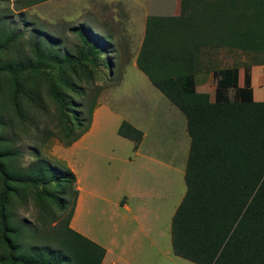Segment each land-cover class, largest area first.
Wrapping results in <instances>:
<instances>
[{
  "label": "trees",
  "instance_id": "1",
  "mask_svg": "<svg viewBox=\"0 0 264 264\" xmlns=\"http://www.w3.org/2000/svg\"><path fill=\"white\" fill-rule=\"evenodd\" d=\"M47 1L21 0L16 10ZM179 6L178 16L146 18L135 61L183 114L190 139L185 193L171 220L172 253L193 264H264V101L253 99L250 72L264 59L242 66V83L239 67L213 69L214 101L196 91V76L207 69L202 48L264 57V0H180ZM192 25L202 27L200 43L188 32ZM71 31L78 39L72 52L34 34L26 42L28 57L0 61V75L10 85L4 100L0 96V264H101L105 256L101 246L70 227L75 174L64 163L42 158L33 145L25 166L19 148L22 136L39 139V145L56 138L70 146L91 125L101 88L91 93L80 82L93 87L102 69L113 74V45L88 26ZM22 40L15 27L0 21V52ZM43 91L54 108L44 128ZM117 135L134 150L143 137L124 121ZM29 201L36 222L24 225L16 210Z\"/></svg>",
  "mask_w": 264,
  "mask_h": 264
},
{
  "label": "rangeland",
  "instance_id": "2",
  "mask_svg": "<svg viewBox=\"0 0 264 264\" xmlns=\"http://www.w3.org/2000/svg\"><path fill=\"white\" fill-rule=\"evenodd\" d=\"M21 0L0 1V21L6 22L9 27H15L17 32L23 35L20 43L10 45L6 50L0 52L1 62H13L29 55L26 42L33 34L32 30L39 29L41 35L48 37V42H53L58 49L63 52H72L78 45V39L71 31V28L85 25L90 27L95 33L101 36H110V43L113 45L112 58L114 59L113 74L107 69H102V75L94 80L93 87L80 82V86L87 87L88 92H94L96 87L101 91L96 97V106L92 113V119L98 107H106L108 112H102L99 117V129L92 134V137L99 140L94 141L92 150L89 153L83 151L84 158H96L100 164H104L103 159L122 158L135 159L132 151V143L117 135V128L121 122H127L133 127L142 130L146 134V146H153L151 141L160 152L152 155L158 156L166 164L175 167L173 173L167 175V170L161 171L165 179L164 186L161 184L160 203L161 208L158 214V237L155 239L151 235L148 240H144L137 251L122 253L123 262L117 264H193L189 261L175 257L171 247V220L175 209L180 203L185 193L184 169L188 156L189 136L186 130V121L183 114L173 106L156 88H154L147 77L134 65L145 28L147 17L174 16L175 3L177 0H50L21 11L16 7ZM177 7V5H176ZM202 27L190 26L188 32L196 37L198 43L203 37ZM186 32V31H185ZM130 35V38L129 37ZM219 47V46H218ZM210 47H206L208 49ZM226 47L223 48V50ZM216 54L210 56L205 66L211 69H223L239 67L240 83H242V66L251 65L253 61L263 60L262 55H255L243 51L228 49L224 53L214 50ZM106 58V57H105ZM204 60V58H203ZM263 69L264 65H260ZM260 72L255 71L258 78L253 84L254 101H264V91L256 84L259 83ZM209 96L213 98L215 88V78L209 74ZM259 79V80H258ZM261 82H264V78ZM10 93V85L4 76L0 75V96L2 100ZM233 91L230 92V95ZM82 101V99H80ZM4 102V101H3ZM5 103V102H4ZM41 107L45 109L44 114H40L39 122L42 128L51 125L48 119L54 110L51 102L44 91L41 93ZM92 122V120H91ZM36 139V138H35ZM30 139V142L23 136L19 148L25 153L23 157L24 165L32 161L29 155L30 145L38 147L41 157L52 164L63 163L64 152L68 146L56 138H49L43 145H39V139ZM76 142V141H75ZM99 151L102 155L97 156L94 152ZM78 155L76 156L77 160ZM113 158L110 169H105L99 182L108 184L115 181L119 174L120 163ZM166 176V177H165ZM91 180V179H89ZM108 189L109 187H102ZM97 196L84 197L86 201V211L81 214L78 220V228L84 230L93 240H97L100 245H109L110 240H115L117 246L121 247L131 235L130 224H117L115 229L116 214L112 213L108 207L101 211L106 205L99 197L105 195L96 189ZM20 205L16 210V216L20 222L25 224H35L36 210L29 201ZM98 204V206H97ZM126 222H131L126 220ZM87 238V237H86ZM90 240V239H89ZM92 241V240H91ZM95 243V242H94ZM152 243H154L152 245ZM97 244V243H96ZM119 253V252H116Z\"/></svg>",
  "mask_w": 264,
  "mask_h": 264
},
{
  "label": "crops",
  "instance_id": "3",
  "mask_svg": "<svg viewBox=\"0 0 264 264\" xmlns=\"http://www.w3.org/2000/svg\"><path fill=\"white\" fill-rule=\"evenodd\" d=\"M179 1L180 0H177V4L175 3L174 16H178L180 14ZM199 7H201V4ZM107 37L110 36L108 35ZM143 37L144 33L142 40ZM128 38L131 39L130 35ZM109 39L111 40V37ZM223 48V46H214L213 48L210 47L208 49H206V47L202 48L200 54L201 61L206 63L210 56L212 57V55L216 54V51H214L215 49L220 50L219 53H224V51H228L229 49L225 48L226 50H223ZM134 65L136 66V63ZM255 71H258L260 72L259 74H261V80L258 79L259 83L256 85L264 91V82H261L264 78L263 69L261 66L254 65L250 70L251 88L254 100L256 99L253 84L255 82V78H258ZM209 74H213V71L211 67L207 66V69L202 70L196 76V91L198 93H206L209 95V77H207ZM209 98L210 101H214V96L213 98L209 96ZM97 109L98 110L95 111L93 115L88 131L76 142L68 146L67 151L64 152L63 156V163L76 176V189L78 191L77 201L70 220V227L74 231L97 243V245L101 246L105 250V256L101 264H117L119 262H123V259L120 260V257L123 256L122 253L125 252L127 254L137 251V249L141 247L143 241L148 240L151 235H153L155 239L158 237V216L156 214L159 213L161 208V184L164 186L165 182V179L160 177H164V174L162 173L161 175L160 173L161 171L164 172L166 169L167 175L168 173L171 174L175 170V167L166 164L158 156H152L156 155L155 153L160 152V149L155 146V142L153 140L151 141L153 146H146V134L140 130L143 133V137L136 150H134V144L130 141L132 143V151L135 154V159L131 160L125 157H113L120 163L119 174L115 178V181L111 184H108L106 182L108 180L106 179H104V182L102 183L99 182V177L104 175L103 171L111 168L113 161L112 156L107 159H103V154H100L99 151L94 152L97 156H100L103 159L104 164H100L96 158H84L82 155L83 151H87L88 153L93 151L92 145L94 141L99 140L98 138L92 137V134L96 131V129L100 128L98 121L99 115L102 112L108 111L104 106H100ZM77 155L78 158L75 160ZM102 187L109 188L104 189ZM96 189H99L105 195L112 197L111 199H108L103 196L99 197L98 200H102L106 204L102 206L101 211H104V209L106 210L109 207L112 213L120 216L115 218L116 222L114 231L116 230L117 232V224L126 223L133 225V227H131L129 240H126L121 247L117 246V242L114 239L109 241L108 246L100 245L97 240H93V238L87 236L88 234L84 232V230L78 228V220L81 217V214L86 211V201H84V197L90 195L92 197L97 196L95 194ZM126 220H130L131 222H126ZM153 244L154 243H152V245Z\"/></svg>",
  "mask_w": 264,
  "mask_h": 264
}]
</instances>
